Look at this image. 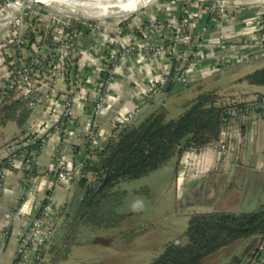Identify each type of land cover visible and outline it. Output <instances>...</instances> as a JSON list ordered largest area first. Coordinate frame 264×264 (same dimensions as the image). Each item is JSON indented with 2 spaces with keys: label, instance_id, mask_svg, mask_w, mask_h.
I'll use <instances>...</instances> for the list:
<instances>
[{
  "label": "crops",
  "instance_id": "obj_1",
  "mask_svg": "<svg viewBox=\"0 0 264 264\" xmlns=\"http://www.w3.org/2000/svg\"><path fill=\"white\" fill-rule=\"evenodd\" d=\"M185 1H163L146 12L142 20L146 22L151 15L164 21L177 20ZM188 1L192 6L191 30L196 42L203 29H207L203 35V48H190L187 54V48L176 46L162 56L132 51L120 60L115 80L104 90L105 109L97 118L96 132L101 144L112 137L116 125L128 114L138 109L140 114H145L152 109V103H145V100L157 82H161L162 91L157 97L158 105L167 108L168 119L181 116L186 104L204 92L224 96L225 105L246 104L264 96V87L241 82L248 74L264 67V54H259V23L264 15V0ZM212 4L225 6L233 20L222 25L214 24L202 11ZM170 36L169 31L153 32L150 42H169ZM83 43L88 51L97 45L88 37ZM222 46L226 49L223 50ZM183 54L192 69L190 82L187 86L173 83L166 95L167 92L162 90L163 83L168 79L171 67L175 65L177 70L180 66L177 57ZM100 55H89L87 59L94 58V63H84L80 73L85 76V82L74 96V116L72 121L63 125V133L54 130L63 109L61 98H48L44 105L32 111L24 134L19 128L13 138L0 142V168L6 174V186L0 193V264H14L30 231L31 221L44 218L46 207L50 208V215L44 218L45 225L48 227L53 221L58 224L53 237L59 231L62 214L74 195L75 183H55L57 160L61 159L68 168H81L91 158L86 150V137L95 119L91 101L98 79L96 71L100 66ZM220 64L223 69L215 71ZM0 72L1 88L2 78L9 72L1 58ZM47 133L51 136L43 144L41 137ZM221 140L229 146L224 155L208 149L200 154L188 151L176 158L175 176L179 178V191L187 201L184 205L192 208L214 205L217 210L213 212H253L264 205V117L256 115L250 119L233 120L222 132ZM37 144L39 148H33ZM138 201L144 206L140 211L145 210L146 201L140 194H133L126 201L124 213H135L132 208ZM116 230L101 231L114 236L120 233ZM5 232L8 236L4 238ZM50 246L49 243L45 248V262ZM247 246L248 242H238L229 247L222 262Z\"/></svg>",
  "mask_w": 264,
  "mask_h": 264
},
{
  "label": "built area",
  "instance_id": "obj_2",
  "mask_svg": "<svg viewBox=\"0 0 264 264\" xmlns=\"http://www.w3.org/2000/svg\"><path fill=\"white\" fill-rule=\"evenodd\" d=\"M209 19L217 25L233 20L221 4H212L202 10ZM192 6L185 1L180 8V16L174 21L160 20L151 16L146 22L140 19L122 21L118 25H104L101 22L79 20L63 17L38 7L25 0L0 1V58L8 66L9 72L0 88L3 96L15 93L22 98L33 111L45 104L48 98H57L62 101L63 109L54 125L56 132L63 133V125L72 121L74 116V96L85 82L81 74L85 61L94 63V58L88 60L89 55L99 54L100 66L96 74L98 79L92 96L93 117L95 118L87 132V152L90 155L102 151L107 142L98 141L96 128L97 118L105 109L104 90L116 78V68L120 60L125 59L132 51H143L153 56L166 55L176 46L200 50L204 46L202 35L197 37L191 30ZM170 32L169 42H150L153 32L161 34ZM88 37L97 43V47L88 51L84 47V39ZM259 45L264 50V15L259 23ZM222 49H226L222 46ZM192 52V51H191ZM180 66L175 72V83L187 86L190 82L192 69L185 64L186 55L177 57ZM223 64L215 71L220 72ZM161 83V82H160ZM152 86L150 95L145 103L157 99L161 92V84ZM61 85H64L61 87ZM140 115V110L130 113L116 125L112 136H116L125 127ZM263 117L264 97L246 103L245 107H232L227 110L223 119L224 129L235 119H250L253 116ZM51 133L41 137L44 144ZM228 144L222 140L202 148H192L193 154H200L212 149L220 154L228 151ZM55 183L72 184L78 178L80 167L68 168L61 159L57 160ZM12 167H15L14 164ZM6 186V174L0 168V193ZM50 215V208L46 207L43 217ZM44 218H36L31 222L30 231L23 242L14 264H42L43 250L53 238L56 222L45 225ZM8 232L3 234L7 237ZM252 264H264V238L260 243L256 257Z\"/></svg>",
  "mask_w": 264,
  "mask_h": 264
},
{
  "label": "trees",
  "instance_id": "obj_3",
  "mask_svg": "<svg viewBox=\"0 0 264 264\" xmlns=\"http://www.w3.org/2000/svg\"><path fill=\"white\" fill-rule=\"evenodd\" d=\"M241 82L264 87V67L248 74ZM224 98L216 92L201 93L186 104L185 112L176 119H168L167 108L154 99L150 111L126 124L108 140L102 151L91 155L74 182L75 192L62 214L58 233L50 241L49 257L57 252L59 256L53 257L55 261L66 260L71 249L81 244L113 246L119 237L126 243L134 241L141 232H121L109 240L83 241L80 234L83 228L113 230L121 227L129 216L123 211L129 192L116 190L120 183L139 180L192 148L220 141L227 110L234 106L245 107V104L225 105ZM31 115L32 110L22 98L13 92L3 96L0 90V129L16 123L24 134ZM33 148L38 149L39 144ZM184 238L180 243L165 245L162 254L151 264H205L215 254L238 242H248V246L221 264H252L264 238V205L250 213H194ZM43 254L45 258L46 249ZM42 264H46L45 259Z\"/></svg>",
  "mask_w": 264,
  "mask_h": 264
},
{
  "label": "rangeland",
  "instance_id": "obj_4",
  "mask_svg": "<svg viewBox=\"0 0 264 264\" xmlns=\"http://www.w3.org/2000/svg\"><path fill=\"white\" fill-rule=\"evenodd\" d=\"M0 1L2 2L5 0ZM163 1L166 0H160L156 4L143 8L124 19L109 18L95 22H101L108 26L118 25L120 22L126 20H142V17H146V12L152 10L156 5L161 4ZM62 14L68 15L70 18L74 19L87 20V18L84 19L85 17L83 16L69 13ZM3 79L4 78H2V81ZM18 131L19 127L16 123H9L6 127L0 129V142L5 139L13 138ZM175 170L176 158L170 160L159 170L154 171L139 180L122 182L116 187V190L128 191L129 197L133 195V192L140 191V196L146 201L145 210L130 214L122 223L121 227L116 230L120 233L130 231L141 232L134 241L126 243L123 237H119L115 240L113 246L81 244L74 246L71 249L68 259L55 261L57 259H54L53 257L55 255H57L56 257L59 256V254L55 252L54 256L51 255L48 257L45 263L151 264L162 254L165 245L172 242L180 243L184 241V234L187 230L191 215L194 213L213 212L217 209L214 205H199L195 208H192V206L186 207L184 203L187 201L186 198L183 197L184 195L181 194V191H179L180 189L177 183L179 178L176 179ZM80 237L83 241V239L95 238L109 240L112 236L111 234H103V231L101 230L83 228ZM228 250V248L221 250L205 264H221L222 258L228 253Z\"/></svg>",
  "mask_w": 264,
  "mask_h": 264
},
{
  "label": "bare ground",
  "instance_id": "obj_5",
  "mask_svg": "<svg viewBox=\"0 0 264 264\" xmlns=\"http://www.w3.org/2000/svg\"><path fill=\"white\" fill-rule=\"evenodd\" d=\"M62 13L83 16L94 21L124 19L160 0H35ZM153 4V5H154ZM152 6V5H151ZM150 7V6H149ZM121 23V22H120Z\"/></svg>",
  "mask_w": 264,
  "mask_h": 264
},
{
  "label": "water",
  "instance_id": "obj_6",
  "mask_svg": "<svg viewBox=\"0 0 264 264\" xmlns=\"http://www.w3.org/2000/svg\"><path fill=\"white\" fill-rule=\"evenodd\" d=\"M25 1H27L29 3H32V4H34V5L38 6V7H41L43 9L47 10V11H50V12L56 14V15L63 16V17H69L68 15L62 14V12H59V11H56L55 9L46 7L45 5L39 3V2H37L35 0H25ZM84 19H86V18H84ZM87 20H91V19H87ZM91 21H93V20H91ZM191 54H193V51L191 52ZM259 54H264V50H260L259 51ZM188 62L189 61L186 60L185 61V64H187ZM175 72H176V66L173 65L171 67L169 73H168V79L163 83L162 90L164 92H168L169 89L171 88L172 84L175 83V79H174ZM142 115H143V113L140 114V116H142ZM140 116H138V117H140ZM143 208H144V206H143L142 202L138 201V202L135 203L134 207L132 208V211L135 212V213H137V212H139Z\"/></svg>",
  "mask_w": 264,
  "mask_h": 264
}]
</instances>
